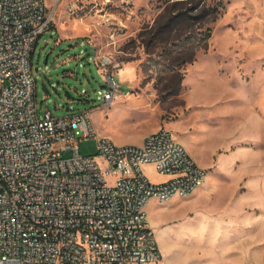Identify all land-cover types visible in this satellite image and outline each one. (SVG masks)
Wrapping results in <instances>:
<instances>
[{
  "label": "rangeland",
  "instance_id": "1",
  "mask_svg": "<svg viewBox=\"0 0 264 264\" xmlns=\"http://www.w3.org/2000/svg\"><path fill=\"white\" fill-rule=\"evenodd\" d=\"M47 2L33 58L42 114L90 110L118 144L165 126L208 169L194 194L147 206L161 264H264V0ZM109 76L122 93L111 106ZM98 148L80 142L84 155Z\"/></svg>",
  "mask_w": 264,
  "mask_h": 264
},
{
  "label": "built area",
  "instance_id": "2",
  "mask_svg": "<svg viewBox=\"0 0 264 264\" xmlns=\"http://www.w3.org/2000/svg\"><path fill=\"white\" fill-rule=\"evenodd\" d=\"M49 10L47 0H0V264H155L149 202L192 195L208 169L165 126L118 144L98 136L90 110L42 114L33 58ZM88 137L99 148L84 155ZM148 164L169 178L152 181Z\"/></svg>",
  "mask_w": 264,
  "mask_h": 264
},
{
  "label": "trees",
  "instance_id": "3",
  "mask_svg": "<svg viewBox=\"0 0 264 264\" xmlns=\"http://www.w3.org/2000/svg\"><path fill=\"white\" fill-rule=\"evenodd\" d=\"M207 35L202 37L204 38L203 41H199L198 44L194 45V47H191V49L188 51L187 53V56H186V59H183L182 62L183 64H186L188 62L190 63H193L196 59V54H197V51L200 49V48H204L206 47V45L208 44V41L209 39L211 38L212 36V29L209 27V29L206 31ZM178 63V65H180L181 63ZM113 78V77H112Z\"/></svg>",
  "mask_w": 264,
  "mask_h": 264
},
{
  "label": "crops",
  "instance_id": "4",
  "mask_svg": "<svg viewBox=\"0 0 264 264\" xmlns=\"http://www.w3.org/2000/svg\"><path fill=\"white\" fill-rule=\"evenodd\" d=\"M120 87H121V85H120ZM121 96H122V93L117 89V90H116V97H115V99H116V98H121ZM114 101H115V100H114ZM114 101L112 102V104L114 103ZM112 104H111V105H112ZM111 105H107V106H111ZM156 130H157V129H156ZM153 131H154V130H153ZM150 132H152V131H150ZM150 132H148V133H150ZM148 133H146V134H144V135L142 136V138H141V142H140V143L143 142L144 137H145ZM152 169H154V166H153L152 164H148V165L145 166V171H146L147 174H149L148 171H150V170H152ZM156 172H157V171H156ZM159 174H160V173H159ZM161 176H162V178H161L160 180H158V181H155V182L164 181V180H166V179L169 178V175L161 174ZM195 191H196V190H195ZM195 191H194V193H195ZM194 193H193V194H194ZM152 200L157 201L156 199H152ZM171 200H173V199H170L169 201H171ZM169 201H167V202H169ZM160 261L162 262V259H161ZM160 261L157 262V263H155V264H161ZM165 263H167V262L165 261Z\"/></svg>",
  "mask_w": 264,
  "mask_h": 264
},
{
  "label": "water",
  "instance_id": "5",
  "mask_svg": "<svg viewBox=\"0 0 264 264\" xmlns=\"http://www.w3.org/2000/svg\"><path fill=\"white\" fill-rule=\"evenodd\" d=\"M109 79L112 82V84H115V82H114V80H113V78L111 76H109Z\"/></svg>",
  "mask_w": 264,
  "mask_h": 264
},
{
  "label": "bare ground",
  "instance_id": "6",
  "mask_svg": "<svg viewBox=\"0 0 264 264\" xmlns=\"http://www.w3.org/2000/svg\"><path fill=\"white\" fill-rule=\"evenodd\" d=\"M208 178V177H207Z\"/></svg>",
  "mask_w": 264,
  "mask_h": 264
}]
</instances>
